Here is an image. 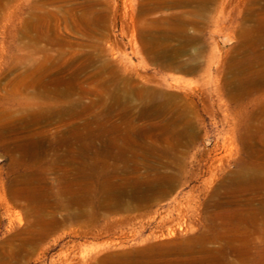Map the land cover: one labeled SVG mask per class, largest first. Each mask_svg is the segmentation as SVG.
I'll return each mask as SVG.
<instances>
[{"label":"rangeland","instance_id":"1","mask_svg":"<svg viewBox=\"0 0 264 264\" xmlns=\"http://www.w3.org/2000/svg\"><path fill=\"white\" fill-rule=\"evenodd\" d=\"M153 2L38 0L40 9L37 10L36 0H0V264H108L109 260H113L110 264L118 263L120 254L134 255L147 246L167 247L174 240H185L189 234L176 229L175 236L171 237L168 230L174 226L161 227L159 223L168 212L176 219L175 203L184 201L190 194L197 198L196 201H264L261 181L255 185L237 182L244 181L241 179L244 173L262 174L264 178V116L257 117L263 120L257 124V129L236 131L242 133L240 143L232 134L233 124L237 121L234 114L240 110L224 84L225 79L231 77L227 71V59L243 41L241 31L254 23L257 35L264 39V0H212L206 12L204 29L197 32L201 41L197 48L204 53L202 68L195 74L161 70L143 54L146 67L134 68L140 57L132 54L133 43L140 45L139 34L144 23L154 18V14L143 11ZM37 12L41 15L38 20ZM247 16L253 21L246 20ZM99 51L103 59L111 65L115 63L121 71L127 67L122 76H128L132 86L148 88L150 91L146 90L144 95L155 102L164 103L169 98L167 92L175 93L182 86H186L187 93L194 89L195 94L190 97L175 93L176 109L166 110L149 121L136 116L140 102L138 99L134 101L131 115L137 118L135 125L140 127L134 130L132 139L138 145L136 150L141 163H154L162 151L166 161L173 158L170 157L172 152L163 149V139L167 136L161 129V120L178 118L181 113L180 120L184 116L191 121L198 137L194 144L184 145L175 153L181 171L177 173L175 187L167 198L143 207L136 206L137 212L132 213L129 223L113 228L107 236L94 237L96 227L91 234L85 235L81 233V225L67 224L31 249L25 240L29 237L26 232L28 220L32 218L18 207L14 213L20 218L19 222L10 218L1 206L2 197L8 199L11 181L33 176V168L25 165L31 161L19 159L18 143H25L28 138L23 137L31 133L34 139L46 141L42 150L51 158L54 154L51 147L59 148L63 133L82 126L86 121H94L92 118L105 116L106 112L99 108L97 99L106 94L104 80L115 78V74L108 68L101 70V63L96 60L91 62ZM205 71L210 74V79L205 76ZM160 76L166 79L162 86L167 91L165 93L156 88L161 87L158 84ZM204 79L209 82H202ZM152 88L158 90L154 92ZM255 98L258 103L264 101V91H258ZM64 111L67 114L61 121L56 115ZM242 120L245 121L244 116ZM149 123L152 125L146 127ZM212 162V172H209ZM46 178L54 186L60 181L55 170H49ZM131 204L136 203L131 201ZM245 206L210 209L207 217L213 226L212 232H221L232 240L225 250L221 247L222 242L210 245L219 248L217 257L221 262L244 259L247 264L264 263V232L253 234L251 229H243L250 218V213L242 210ZM257 218L264 221L263 214H258ZM198 219L197 216L185 217V227H198ZM218 225L221 226L216 227ZM224 252L232 255L225 256ZM238 253L243 257H238Z\"/></svg>","mask_w":264,"mask_h":264},{"label":"bare ground","instance_id":"2","mask_svg":"<svg viewBox=\"0 0 264 264\" xmlns=\"http://www.w3.org/2000/svg\"><path fill=\"white\" fill-rule=\"evenodd\" d=\"M210 4L212 0H154L150 8L143 10L154 14V18L144 23L139 34L140 45L133 43L132 54L140 57L138 65L136 64L134 68L144 69L148 60L161 70H181L186 74L200 71L201 56L204 51L197 48L200 41L197 32L200 31L199 29H204L206 12ZM39 6L36 0L35 8L38 10ZM40 17V13L37 12V20ZM246 20L253 21V18L247 16ZM242 37L243 41L235 48L230 59H227V71L231 77L226 78L224 83L228 95L240 110L234 114L237 121L232 129V134L240 143H242V133L237 134L236 131L250 132L257 129V124L264 120V118L260 119L264 116V101L259 100L258 103V99L255 98L258 91H264V39L257 35L254 23L241 31ZM141 54L145 55L147 60ZM183 56H187L186 59H181ZM94 61L101 63L99 67L101 70L108 68L110 73L115 74V78L104 80L106 94L97 99L99 108L106 112L105 116L92 118L91 120L94 121H86L82 126H75L63 133L58 142L59 148L51 147L54 151L51 158H48L42 150V147H46L44 146L46 141L34 139L31 133L23 137V139L28 138L25 143L17 142L19 159L31 161L25 165L33 168L31 172L33 176H23L20 181H11L7 192L8 199L2 197L1 206L10 218L19 222L20 218L14 213V209L18 207H22L26 216L32 218L28 220L30 223L26 232L29 237L25 240L31 249L36 248L40 241L54 235L67 224L81 225V233L85 235L95 230L94 237H101L104 234L107 236L113 228L129 223L132 213L137 212L136 206L143 207L148 203L167 198L175 187L177 173L181 171L176 163L178 157H175L177 156L175 153L184 145L194 144L198 137L196 127L191 121L186 120L184 116L180 120L181 113L178 118L175 116L164 122L161 120L163 124L161 129L167 136L165 140L163 139L165 143L163 149L165 152L167 150L172 152L170 157L173 158L166 161V158L163 159L166 155L162 151L161 156L154 163H141L140 155L136 150L138 145L132 139L134 130L140 127L135 125L137 118L131 115L134 101L138 99L140 102L136 116L140 120L149 121L166 110L176 109L175 93L180 92L184 97H190L195 94L194 89L187 93L186 86H182L176 89L175 93H169L162 87L166 79L160 76L158 84L161 87H156L159 90L152 88L151 91L167 92L169 98L164 103H158L150 96L147 98L144 95L146 90L150 91L148 88L132 86L128 76H122L127 71V67L121 71L122 69H119L115 63L111 65L108 60L103 59L101 52L91 62ZM210 61L212 63L214 59ZM205 76L209 78L210 74L205 71ZM202 82L209 81L204 79ZM244 99L246 102H243ZM106 100H109L108 103ZM67 111L60 112L56 115L57 118L64 120ZM242 116L245 121L242 120ZM258 116L260 118H257ZM150 125L152 123L145 126ZM30 131L32 132V129ZM33 133L35 134V131ZM212 160L214 162V159ZM213 162L208 167L209 172H212ZM142 169L145 172H141ZM49 170H55L60 178L55 186L46 181ZM242 175L241 179L244 181H237L238 183L255 185L257 181H261V184H264L262 174ZM194 198L195 196L190 194L184 201L176 202L174 208L177 211V218L174 219L171 217V212H168L159 223L161 227L167 224L174 226L168 230V235L171 237L175 236L176 229L189 234L185 240L181 239L178 242L174 240L169 244L171 246L167 247L157 245L140 248L141 250L136 251L134 255L120 254V261L111 264H247L244 259H227L223 262L219 260L217 257L219 248L210 245L222 242L221 247H225L223 248L225 250L232 240L221 232H212L213 226L208 223L207 216L211 208L222 209L246 204L247 206L242 210L248 211L250 218L243 229H251L253 234H261L264 232V221L260 222L257 216L263 214L264 217V201L216 202L211 199L196 201L197 198ZM131 201L136 204L132 205ZM194 216L199 217L198 227L192 225L186 228L185 217ZM242 220L247 221L243 217ZM93 227L96 228L93 230ZM224 254L232 255L229 252ZM237 255L243 257L241 253ZM112 261L109 260L108 264Z\"/></svg>","mask_w":264,"mask_h":264}]
</instances>
